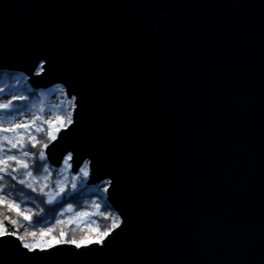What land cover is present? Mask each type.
<instances>
[{
	"label": "water",
	"instance_id": "1",
	"mask_svg": "<svg viewBox=\"0 0 264 264\" xmlns=\"http://www.w3.org/2000/svg\"><path fill=\"white\" fill-rule=\"evenodd\" d=\"M0 74L74 100L48 161L120 220L0 264H264V0H0Z\"/></svg>",
	"mask_w": 264,
	"mask_h": 264
},
{
	"label": "trees",
	"instance_id": "2",
	"mask_svg": "<svg viewBox=\"0 0 264 264\" xmlns=\"http://www.w3.org/2000/svg\"><path fill=\"white\" fill-rule=\"evenodd\" d=\"M0 90L4 95L13 97L11 108L8 112L0 113V116L5 119H15L23 114L39 117L27 131L19 130V138L25 145L22 151L19 148L11 149L10 145L3 142L5 135L16 139L17 133H0V143L4 144L5 149L0 152V156L15 155L27 161L30 166L26 170L10 162V174L0 171V198L7 201L0 203V221L3 222V227H0V233H3L0 234V240L10 237L31 252H45L67 246L82 249L104 241L119 224L117 215L106 202L105 185L90 186L86 167L77 174H73L65 165L58 170L54 169L46 155L54 140L48 136L50 130L44 123L43 114L52 111L57 117L66 118L70 104L65 101L56 109H46L42 96L50 92H34L24 77L13 74H0ZM36 127L43 131L36 132ZM57 128L61 130L63 125L59 124ZM29 133L40 141L35 147L29 142ZM45 143L47 148L42 147ZM23 151H28L29 157H24ZM40 152L44 153V160L39 158ZM4 167L0 165V168ZM12 168H18V171H12ZM28 171L32 172V177L27 175ZM20 180L25 183H20ZM29 183L32 187H28ZM9 205L18 206L19 211L17 207L10 208ZM69 208L72 209L71 212L68 211ZM25 216L30 219H25ZM10 220L16 223L13 224ZM105 232L108 234L104 235Z\"/></svg>",
	"mask_w": 264,
	"mask_h": 264
},
{
	"label": "rangeland",
	"instance_id": "3",
	"mask_svg": "<svg viewBox=\"0 0 264 264\" xmlns=\"http://www.w3.org/2000/svg\"><path fill=\"white\" fill-rule=\"evenodd\" d=\"M41 73L42 72L39 70L36 74L40 75ZM16 76H21V75H16ZM49 92H50L49 94H47L45 96H42V99L45 101V106H47V108L45 107L46 109L50 110L51 107L56 109V107L60 103H63L65 101H67L70 104V107H71L69 112H68V114H67V116H66V118L57 117L58 115H56L52 111H50V112L46 111L43 114L44 123L48 126V129L50 130L51 135L55 137V139H53L54 142H55L58 139V136H59L60 132L66 131L67 129H69L72 126V117H73V114H74L75 104H74V100L70 101V100L67 99L66 94L64 93L63 89H61V88H56V89H53L52 91H49ZM12 100H13V97L6 96V95H4L2 93V91H0V104H5V103H9V102L12 103ZM9 109H0V113L8 112ZM37 118H39V117H36V118L34 116L31 117L28 114H23L21 116H17V118H15V119L14 118L11 119L10 117L5 119L2 116H0V133L3 131L4 128H9V129H14V131H9L7 133L15 132V133L18 134V136H20L21 132H19V130L20 129L21 130L22 129L25 130V128L24 127L15 128V125H18V124L26 125L27 129H28L30 126H32L34 124L33 121L35 122V119H37ZM59 124L63 125V129L59 130L57 128V125H59ZM63 165H65L68 168L69 171H72L73 168H72V165H71V162H70V158H67ZM84 167H86V170H88V172H89L88 179H90L92 175L90 174L91 172L89 170V163H87ZM104 185H105V190L107 191L109 186H108V184H104ZM119 226H120V220H119L118 227ZM118 227H117V229H118ZM104 241H101V242L96 243V244H98V246H100Z\"/></svg>",
	"mask_w": 264,
	"mask_h": 264
},
{
	"label": "snow or ice",
	"instance_id": "4",
	"mask_svg": "<svg viewBox=\"0 0 264 264\" xmlns=\"http://www.w3.org/2000/svg\"><path fill=\"white\" fill-rule=\"evenodd\" d=\"M0 91H2V90H0ZM10 107H11V102L5 103V104H0V109H9ZM37 119H39V118H37ZM33 123H35V122L33 121ZM21 127H24L25 130L27 131V126L26 125H20V124L15 125V128H21ZM3 131L4 132H9V131H14V129L4 128ZM35 131L36 132H41V131H43V129H41L40 127H36ZM29 136H30L29 142L32 143L33 147H35L38 143H40V141L37 140L36 136L31 135L30 133H29ZM48 136H49L50 139H55V137L51 135L50 131L48 132ZM3 142L6 143L7 145H10L11 149H18L19 148L21 151L23 150V148L25 146L23 144L22 140L19 138V136L16 139H10L8 136L5 135L3 137ZM42 147L43 148H47L48 145L45 143V144L42 145ZM4 150H5L4 149V144L0 143V152H3ZM29 155H30V153L28 151H23V156L24 157H29ZM39 158L41 160H44L45 156H44L43 152H40ZM10 162H12V163H14V164L18 165L19 167H21L23 169H26V170L30 167L29 163L27 161L21 160L15 155H8L6 157L0 156V165H4L5 166L4 168H0V171H4L6 174H10L8 172V168L12 167V164ZM12 171H18V168H12ZM44 171H47V169H44ZM27 175L29 177H32V172L28 171ZM85 175H87V173H85ZM0 179H2V177H0ZM13 179H15V177H13ZM20 183L23 184V183H25V181L24 180H20ZM28 187H32V184L29 183ZM73 187H75V185H73ZM33 190H35V189H33ZM0 191H2V189H0ZM49 202H51V201H49ZM0 203H7V201L5 199H3V198H0ZM9 207L10 208L11 207H17V210L19 211V208L16 205H9ZM68 211L71 212L72 209L69 208ZM24 218L25 219H30L28 216H25ZM10 222L13 223V224L16 223V221H14V220H10ZM0 227H3V222L2 221H0ZM5 231H6V229H5ZM0 234H3V233H0ZM107 234H108L107 232L104 233V235H107ZM33 235H35V233H33ZM61 235H63V233H61ZM72 242L75 243V241H72ZM97 242H99V241H97ZM25 247H28V245H25Z\"/></svg>",
	"mask_w": 264,
	"mask_h": 264
},
{
	"label": "bare ground",
	"instance_id": "5",
	"mask_svg": "<svg viewBox=\"0 0 264 264\" xmlns=\"http://www.w3.org/2000/svg\"><path fill=\"white\" fill-rule=\"evenodd\" d=\"M67 158H70V162L72 161L71 156H69V157H67ZM67 158H66V159H67ZM66 159H65V160H66ZM65 160H64V162H65ZM63 164H64V163H63ZM71 165H72V164H71ZM89 170H90V169H89Z\"/></svg>",
	"mask_w": 264,
	"mask_h": 264
}]
</instances>
